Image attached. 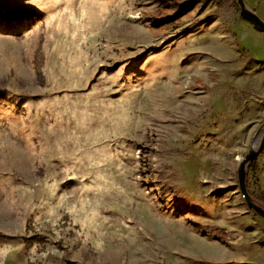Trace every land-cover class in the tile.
I'll use <instances>...</instances> for the list:
<instances>
[{
  "label": "rangeland",
  "instance_id": "rangeland-1",
  "mask_svg": "<svg viewBox=\"0 0 264 264\" xmlns=\"http://www.w3.org/2000/svg\"><path fill=\"white\" fill-rule=\"evenodd\" d=\"M263 131L237 0H0V264H264Z\"/></svg>",
  "mask_w": 264,
  "mask_h": 264
},
{
  "label": "water",
  "instance_id": "water-1",
  "mask_svg": "<svg viewBox=\"0 0 264 264\" xmlns=\"http://www.w3.org/2000/svg\"><path fill=\"white\" fill-rule=\"evenodd\" d=\"M237 4L239 8V16L242 19L249 22L255 30L264 34V20L256 12L247 8L243 0H237ZM263 142H264V131L259 138L257 148L249 150L240 161L238 168V189L241 196L245 200L247 206L253 211V213L259 215L261 218L264 219V208L253 200V198L247 191L246 183H245L246 167L248 163L259 152V150L263 145Z\"/></svg>",
  "mask_w": 264,
  "mask_h": 264
}]
</instances>
